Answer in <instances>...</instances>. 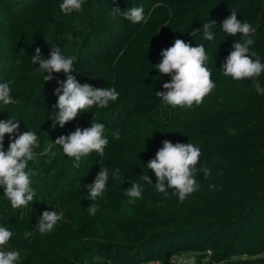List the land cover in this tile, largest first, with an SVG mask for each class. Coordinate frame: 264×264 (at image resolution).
Returning <instances> with one entry per match:
<instances>
[{
  "label": "trees",
  "instance_id": "16d2710c",
  "mask_svg": "<svg viewBox=\"0 0 264 264\" xmlns=\"http://www.w3.org/2000/svg\"><path fill=\"white\" fill-rule=\"evenodd\" d=\"M60 3L0 0V83L12 82L17 101L0 104V120L20 121L19 132L34 130L39 144L52 130L55 89L66 75L53 73L44 81L46 73L32 63L37 48L48 58L53 47L61 53L69 47L77 58L72 75L81 84L115 87L120 95L106 108L93 107L66 124L70 134L94 118L105 125L108 144L103 157L88 155L86 172L56 199L62 218L51 232L38 231L33 210H14L0 197V225L14 233L6 249L20 252L18 264H169L182 253L204 255L214 264L235 255H264V95L256 93L253 80L222 74L241 35L229 36L220 26L236 10L237 18L254 28L251 48L264 63V0H84L80 11L69 14ZM132 7L143 8L145 21L133 24L111 14L112 8ZM60 20L76 25L48 48V33ZM211 20L214 40L205 41L203 24ZM176 39L204 44L215 83L191 108L167 106L155 95L165 91L171 77L152 65ZM263 75L255 78L261 86ZM164 140L192 143L201 151L197 168L211 170L207 179L197 172L199 189L183 202L172 189L167 195L156 191L155 175L147 168ZM9 142L6 135L5 150ZM100 165L108 167L109 178L104 194L91 201L87 186ZM117 168L123 182L113 177ZM143 174L153 183L142 181ZM131 180L142 185V198L126 195ZM91 204L98 205L95 215L87 211ZM25 231L32 236L25 238Z\"/></svg>",
  "mask_w": 264,
  "mask_h": 264
},
{
  "label": "clouds",
  "instance_id": "9594fccd",
  "mask_svg": "<svg viewBox=\"0 0 264 264\" xmlns=\"http://www.w3.org/2000/svg\"><path fill=\"white\" fill-rule=\"evenodd\" d=\"M83 2L84 0H62L59 8L65 14H69L80 11ZM230 11L231 14L222 21L221 29L229 36L235 37L240 34L241 40L233 43V50L221 67L222 74L226 77L230 76L235 81L253 80L256 93L264 95V86L255 81V78L264 73V63H261L257 53L251 48L254 43L251 39L254 28L249 22L238 19L236 10ZM111 14L122 15L133 24L145 21L142 7L128 8L123 12L119 8H112ZM214 24L216 22L213 20L203 24V40H214V33L211 31ZM160 55V62L152 67H155L160 74L170 76L171 80L163 84L165 91H158L155 95L165 105L173 108H191L193 104H201L204 97L215 87L211 79V70L207 67L208 56L204 44L192 46L182 39H176L174 44L162 50ZM76 59L74 55H63L60 47H53L48 58H42L40 49L37 48L32 58V63L38 65V71L46 73L43 77L44 81H51L53 73L62 72L66 75V80L58 81L60 87L55 89L58 100L54 108L58 111H54L51 116L53 128L56 125L63 128L93 107L106 108L120 95L115 87L96 88L87 83L81 84L72 75L75 71ZM11 83V81L0 83V104L3 106L17 103L11 95ZM19 128L20 121L10 118L0 120V188H3V194L14 210L26 208L36 196L30 179L34 173L26 169L28 163L36 159L34 149L40 147L38 135L34 130L21 133ZM104 132L105 125L95 122L93 118L89 127H77L70 134L59 136L53 144L46 145L40 155H48L55 145H59L65 155L75 158L73 167L79 168L82 157H87L93 152L103 157L104 149L108 144ZM6 135L10 140L7 150L4 148ZM113 136L118 139L119 133H113ZM200 156V149L192 143H172L164 140L163 147L147 163V168L156 178L154 183L156 191L167 195L168 190L172 189V194L178 196L180 202L197 191L199 189L197 172H203L206 179L211 175L209 168L204 166L197 168ZM113 177L122 182L124 180L118 168L114 169ZM108 178V167L100 165L95 180L87 186L89 200L95 201L104 194ZM140 179L149 184L153 183L147 174L141 175ZM130 183L131 187L126 189V195L133 199L142 198V185L132 180ZM87 211L89 215H95L98 205L91 204ZM61 218L62 214H58L55 210L44 211L36 227L41 234L49 233ZM13 235L14 233L6 226L0 225V264H18L20 260L21 254L18 250L6 249ZM24 236L28 238L32 236V232L25 231ZM149 264H158V261H151Z\"/></svg>",
  "mask_w": 264,
  "mask_h": 264
},
{
  "label": "rangeland",
  "instance_id": "374dc122",
  "mask_svg": "<svg viewBox=\"0 0 264 264\" xmlns=\"http://www.w3.org/2000/svg\"><path fill=\"white\" fill-rule=\"evenodd\" d=\"M76 23L70 24L67 21H57L56 29L48 33L49 39L46 40L45 46L48 48L55 43L57 39H60L63 35L69 32ZM68 39V38H67ZM67 41V40H66ZM59 43L56 42V46ZM66 45V42L63 43ZM67 50L64 55L73 56L74 51L69 47H66ZM264 80V75L260 79ZM91 122H85L82 124H77L80 128H86L90 126ZM99 123V122H98ZM66 125L61 128L59 125H56L55 128H52L49 135L45 138L44 142L40 144L39 148L34 149L36 153V159L28 163V168L26 171H31L34 173L30 177L32 180V187L36 192L34 200L29 203L26 209H31L36 213L40 219L41 214L44 211H51L56 209V199L58 196L69 188L72 185H76L79 181L81 174L86 172L87 160L89 156L82 157L80 162V167L75 168L73 164L75 162L74 157H68L63 153L62 147L55 145L53 151L48 155H40L46 145L53 144L59 136L68 135ZM0 197H6L3 194V188H0ZM130 202L124 209V214L129 213ZM264 262L263 254H256L254 256L249 255H235L231 256L228 260H225L220 263L214 264H258ZM160 264V263H158ZM169 264H212L210 259L201 254H192V253H182L174 256Z\"/></svg>",
  "mask_w": 264,
  "mask_h": 264
},
{
  "label": "built area",
  "instance_id": "2783aa9c",
  "mask_svg": "<svg viewBox=\"0 0 264 264\" xmlns=\"http://www.w3.org/2000/svg\"><path fill=\"white\" fill-rule=\"evenodd\" d=\"M209 254V252H207ZM149 264V263H148Z\"/></svg>",
  "mask_w": 264,
  "mask_h": 264
}]
</instances>
